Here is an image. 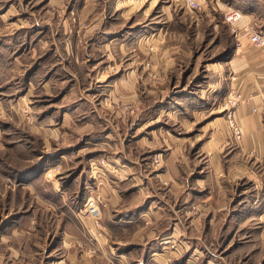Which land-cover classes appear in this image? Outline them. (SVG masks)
<instances>
[{"label":"rangeland","instance_id":"rangeland-1","mask_svg":"<svg viewBox=\"0 0 264 264\" xmlns=\"http://www.w3.org/2000/svg\"><path fill=\"white\" fill-rule=\"evenodd\" d=\"M231 7L242 10L232 0L209 1L195 10L183 0H0V264H87L88 259L116 264L118 254L106 259L100 253L107 232L102 212L109 202L93 195L99 218L83 214L89 194L83 199L77 175L87 171L101 185L118 182L129 199L144 183L134 172L135 161L156 176L154 187L170 197L178 215L173 220H180L171 224L173 239L158 238L168 252L165 264H264V165L251 167L263 181L258 184L237 174L234 149L225 147L224 173L218 179L209 159L216 134L237 142L227 116L236 110L233 94L240 91L231 83L229 59L244 40L252 44L247 25L264 30L256 17L243 21L242 14L236 22L225 21L223 12ZM47 77L57 82L54 94L51 85L49 92L41 90ZM75 78L101 114L97 118L88 111L81 120L91 117L121 136L128 159L114 148L87 144L95 141L89 134L68 144L65 131L52 148L57 153L45 151L31 124L57 110L54 104ZM107 82L110 86L103 88ZM159 106L176 110L160 111ZM60 108L62 114L68 106ZM177 143L178 152L170 154ZM14 144L22 145V158L10 156L8 147ZM12 166L16 172L10 175ZM29 171L36 178L23 184ZM40 174L49 183L58 179L74 185L78 200L83 199L80 206L36 200ZM152 193L145 185L146 198ZM128 199L124 206L132 204ZM140 209L131 211L137 215ZM150 211L141 212L145 226L140 227L151 222ZM136 223L121 234L122 242L137 240L136 232H129Z\"/></svg>","mask_w":264,"mask_h":264},{"label":"crops","instance_id":"crops-1","mask_svg":"<svg viewBox=\"0 0 264 264\" xmlns=\"http://www.w3.org/2000/svg\"><path fill=\"white\" fill-rule=\"evenodd\" d=\"M232 1H234L235 5H238L243 10H241L243 13V21H248L249 19L256 17L258 22L264 26V0ZM160 34L161 33L157 34V40L159 39V41L161 40ZM121 40L123 41L124 39L121 38ZM122 45H124V42L121 44V46ZM234 54L235 55L229 59V73L233 74L234 76V80L231 83L237 87L243 96H252L254 102H257V107L259 108L258 95L264 88V56L262 52L258 50L257 47L250 44L248 40H244L241 47L234 48ZM75 79L76 81H74L72 84H69L66 87L64 93L58 97L59 99L57 98L58 104H54V106L58 107L57 110L51 111V115H49V117L48 113L42 114L38 124H31V127L35 133L41 137V143L42 146L45 147V151L49 149L51 153L55 152L56 154L57 149L52 150V148L56 146V140L59 134L62 131H65L67 136L66 143L68 142V144L69 142L76 143L79 141L78 137L80 135L89 134L90 137L93 136L95 141L86 140L87 144L93 143L95 145H100L101 148L99 149L114 148L115 150L113 151L115 153H119L122 157L128 159L129 155L125 151V146H123V139L121 136H117L110 128H107L108 126L106 124L103 126L97 124L91 117L88 121L81 120L83 118H81V115L88 116V111H93L96 113L95 116L97 118L100 117L99 115L101 114L99 113V108L96 106L97 104L95 99L91 98V96L84 95L83 87H81V84L79 81H77V78ZM46 83H48V86ZM110 84L111 83L107 82L103 83L102 86L105 88V86H110ZM50 85L52 88L53 85L54 88H56L57 82H54L52 78L47 77L46 82L42 84L41 90H43V92H49ZM54 88L52 93H55ZM35 89L36 88L32 89L33 93ZM219 89L220 86H217L214 90H216V93H219ZM85 90L87 91V89ZM12 93L14 94V92ZM27 94L33 96L30 92H27ZM63 105L68 106V109L60 114V106ZM251 106L252 101H241L236 107L235 115L241 126L242 133L241 138L237 140V142L232 139L230 140L229 138L226 139V137L224 138L223 135L221 136L220 134H216L214 144L209 150V159L212 164L214 179H218V177L224 173L223 152L225 147H227V149L229 148L228 151L234 149L233 155L236 154L239 159L236 165H233L236 168L237 174H239L241 177L247 176L255 178L258 184H262L263 181L259 178V175L253 174V171L251 172V167L254 162H259L260 165H264V111L259 108L258 111L254 112L252 111ZM50 107L53 106L50 105ZM159 107L160 111L176 110V108L168 106ZM46 108L47 107L41 108L40 111ZM74 118L77 122L73 121ZM55 122L57 124H55ZM219 125H222L221 120H218V126ZM110 135L116 136L112 138ZM19 146L22 147L20 144L17 146L14 144L8 147L9 154L14 159L22 158L18 153V149H20ZM82 147L85 148V146ZM179 148L180 144L177 143V145L170 149V154L171 152L175 154L178 152ZM221 151L222 154H220ZM53 156L56 157L55 155ZM48 157L50 156L46 155V159ZM169 163L172 166L174 165V161L170 160ZM133 169L134 172H136L137 177H143L144 183L142 185H139L140 183L137 185V188L134 189V194L131 195V198L129 199L127 194L128 191L124 190L126 188H121V185H119L118 182L112 183L107 180L106 184L103 183V185H101L97 184L98 178L94 179L87 171H80V173L77 175L81 176L80 180L83 181V199L85 195L89 194L90 196L92 194L101 197L105 202H109V206L106 209H103L102 212V221L106 226L107 232L103 237L104 244L102 246V251L100 252L102 253L101 256L106 259H112L114 255L118 254L119 258L115 260L116 264H165L168 252L164 249V247L158 245V238L162 234H165L163 242H169L171 239H173L175 237V231H170L171 224H174L172 222L179 223L180 220L179 218L177 220H173L174 218L178 217V215L176 214L175 209H173L174 206H172L170 202V197L162 189L154 187L153 177L156 176L154 174H150L148 170L142 167V163L139 161H135L133 164ZM11 172H16L15 166L11 167V171L8 174L11 175ZM35 174L36 172L29 171L27 175H30L31 177H29V179H25V177L23 180L26 182H21L26 184L28 181L36 178L33 177ZM82 176H84L83 179ZM38 183L40 190L39 192H36L37 196L34 195V197L36 200H40V202H44L42 200L43 198H50V201L52 200L57 204L61 202L62 205L68 208H77L80 206V202L83 200H78V189L70 182H67V180L62 182L56 179L54 181H50L49 183V181L45 180L40 174L38 176ZM145 185L151 187L153 191V197L146 198ZM30 187L31 186L29 185L28 191L31 192V195L35 194V191ZM127 199L131 201L130 203H132L130 206H124ZM253 202L249 200L247 205L250 215L251 212L252 215L254 214V208H252V205H254ZM143 204L145 207H142ZM140 206L141 209L136 210L139 212V214L133 215L131 210ZM149 208H151V222L149 223L145 221V223L147 222V228L145 229L142 228L145 225L142 224L144 221H141L143 215L141 212ZM145 213L147 214V212ZM172 214H174L175 217ZM134 221L137 222L135 226H138V229L135 231L134 226V228L129 230V232H136L134 239L137 240H133L134 242H128L132 241V239H124L123 241H125V243L122 242L120 237L121 234L126 233L128 230L127 226ZM155 223H157L155 227L159 226L157 229L153 227ZM181 233L185 237L188 235L183 228H181ZM129 244L140 246V251L128 248L127 245ZM158 246L161 247V249ZM87 264H90L89 259Z\"/></svg>","mask_w":264,"mask_h":264},{"label":"built area","instance_id":"built-area-1","mask_svg":"<svg viewBox=\"0 0 264 264\" xmlns=\"http://www.w3.org/2000/svg\"><path fill=\"white\" fill-rule=\"evenodd\" d=\"M217 2L218 0H183L184 5L190 9L195 10L201 8L207 2ZM225 21L233 23L239 20L242 17V11L239 8L231 7L223 12ZM246 34L248 35L249 40L252 45L258 48L264 56V30L258 28L254 23H250L245 27ZM241 101H252L251 109L256 112L260 108L264 111V89L258 95L259 108L257 107V102H254L252 96H243L240 92L233 94V105H238ZM228 124L231 130L233 137L236 140H239L242 136L241 127L236 119L235 110L232 109L228 114ZM83 214L89 215L93 218H99L100 209L98 207V198L91 195L88 196L85 205L83 207Z\"/></svg>","mask_w":264,"mask_h":264}]
</instances>
